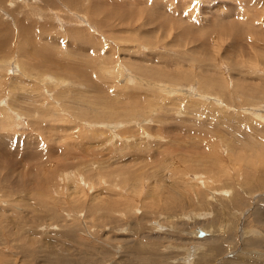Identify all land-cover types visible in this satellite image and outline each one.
<instances>
[{
    "label": "rangeland",
    "instance_id": "rangeland-1",
    "mask_svg": "<svg viewBox=\"0 0 264 264\" xmlns=\"http://www.w3.org/2000/svg\"><path fill=\"white\" fill-rule=\"evenodd\" d=\"M0 264H264V0H0Z\"/></svg>",
    "mask_w": 264,
    "mask_h": 264
},
{
    "label": "water",
    "instance_id": "water-1",
    "mask_svg": "<svg viewBox=\"0 0 264 264\" xmlns=\"http://www.w3.org/2000/svg\"><path fill=\"white\" fill-rule=\"evenodd\" d=\"M199 235H200V236L204 235V232H203V231H200V232H199Z\"/></svg>",
    "mask_w": 264,
    "mask_h": 264
},
{
    "label": "bare ground",
    "instance_id": "bare-ground-1",
    "mask_svg": "<svg viewBox=\"0 0 264 264\" xmlns=\"http://www.w3.org/2000/svg\"><path fill=\"white\" fill-rule=\"evenodd\" d=\"M130 75V74H129ZM130 77V76H129ZM137 210V209H136ZM205 234V233H204Z\"/></svg>",
    "mask_w": 264,
    "mask_h": 264
}]
</instances>
